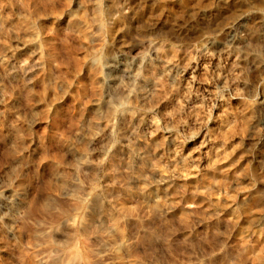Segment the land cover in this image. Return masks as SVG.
<instances>
[{
	"label": "rangeland",
	"instance_id": "rangeland-1",
	"mask_svg": "<svg viewBox=\"0 0 264 264\" xmlns=\"http://www.w3.org/2000/svg\"><path fill=\"white\" fill-rule=\"evenodd\" d=\"M0 264H264V0H0Z\"/></svg>",
	"mask_w": 264,
	"mask_h": 264
}]
</instances>
